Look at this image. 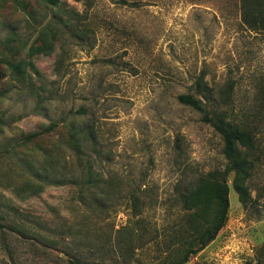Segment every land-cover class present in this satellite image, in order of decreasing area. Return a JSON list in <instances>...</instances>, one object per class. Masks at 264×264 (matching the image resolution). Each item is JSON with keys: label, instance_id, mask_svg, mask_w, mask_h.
<instances>
[{"label": "rangeland", "instance_id": "374dc122", "mask_svg": "<svg viewBox=\"0 0 264 264\" xmlns=\"http://www.w3.org/2000/svg\"><path fill=\"white\" fill-rule=\"evenodd\" d=\"M58 1L0 0V264L178 262L179 195L226 163L177 99L198 78L256 143L250 202L228 181L225 225L184 264H264V32L242 1ZM43 42L51 51L30 57ZM73 124L94 132L78 154Z\"/></svg>", "mask_w": 264, "mask_h": 264}, {"label": "trees", "instance_id": "16d2710c", "mask_svg": "<svg viewBox=\"0 0 264 264\" xmlns=\"http://www.w3.org/2000/svg\"><path fill=\"white\" fill-rule=\"evenodd\" d=\"M47 5L57 7L58 0H42ZM243 23L253 31L264 32V0H241ZM46 32L45 35L49 33ZM52 49V43H42L29 48V56L47 54ZM14 72H20L19 65L12 66ZM217 100L215 92L209 88L202 78L195 82L194 94L179 95L178 101L202 114V121L219 135L222 141V155L225 160L223 170H214L196 175L190 185L179 195V201L185 210L183 222L186 230L178 238V244L185 246V252L175 264H184L190 256L203 250L212 242L226 222L229 207L228 181H231L233 191L239 203L245 207L250 202L248 180L253 169V161L248 159L249 152L256 143V126L229 113L223 98ZM261 102H264V85L260 90ZM196 96V97H195ZM76 113H82V109ZM56 124L49 126V130ZM69 131L71 150L80 153L87 144L95 142L93 128L73 124ZM30 135L24 139L30 140ZM23 140V139H22ZM83 145V146H82ZM90 170V164H87ZM208 215V216H207ZM4 226L0 224V230ZM190 229V231L188 230Z\"/></svg>", "mask_w": 264, "mask_h": 264}]
</instances>
